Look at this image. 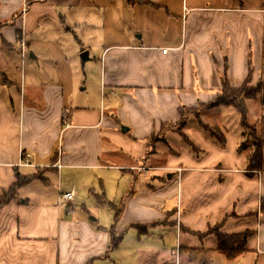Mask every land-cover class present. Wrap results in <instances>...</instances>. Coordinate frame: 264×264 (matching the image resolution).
<instances>
[{
	"label": "crops",
	"instance_id": "crops-1",
	"mask_svg": "<svg viewBox=\"0 0 264 264\" xmlns=\"http://www.w3.org/2000/svg\"><path fill=\"white\" fill-rule=\"evenodd\" d=\"M157 1L127 3L152 7L159 6ZM107 6V0H0V197L17 174L25 178L0 208V264H124L120 244L109 248L112 237L123 235L145 238L129 248L135 264H151L158 251L171 257L177 252L182 264L253 259L264 252V172L247 169L245 153L236 151L238 135L223 124L212 127L201 116L224 134V147L197 128L185 134L205 149L171 150L160 160L148 146L152 138L175 133L185 108L215 98L225 63L231 85L238 86L251 54L254 79L264 80V7L247 0L236 6L205 5L201 9L213 15L211 21L191 10L180 39L166 36L158 38L161 44H144L143 34L135 43L124 34L115 42L90 29L84 16ZM70 25L77 39L102 47L99 101L78 99V73L58 64V51L45 55L44 48L68 35ZM96 27L104 31L106 23ZM21 40L29 60L17 83L12 75L15 55L23 57ZM129 49L135 51L123 53ZM111 50H118L123 66L112 63ZM83 74L86 81L93 77L92 69ZM263 97L264 91L241 104L248 117L251 109L244 101L262 98L255 104L264 133ZM66 170L75 173V180L63 189ZM51 173H59V182L50 198H42ZM35 181L42 187L33 200L27 189ZM61 193H72V200L62 203ZM145 223L151 225L139 233L134 225ZM214 224H221L225 234L254 230L247 251L229 259L215 249L214 235L196 233Z\"/></svg>",
	"mask_w": 264,
	"mask_h": 264
},
{
	"label": "rangeland",
	"instance_id": "rangeland-1",
	"mask_svg": "<svg viewBox=\"0 0 264 264\" xmlns=\"http://www.w3.org/2000/svg\"><path fill=\"white\" fill-rule=\"evenodd\" d=\"M247 1H249V3H253L254 5L264 7V0H247ZM156 4H158L159 6L149 7L148 5L128 4L127 0H107L108 6L105 9L103 7H100V9L95 7L94 11L89 12L88 15H86V17L84 16V19L88 20L89 27L91 30L93 31L97 30V32L101 31L106 33L104 37L107 38L109 36L108 39L111 41L120 42L121 39H123L121 35L124 34L126 38L128 39L132 38L133 43H135L137 42V40H140L139 35L143 34L144 38L142 39V42L144 44H150V43L161 44L160 42L157 41L159 37L173 36V37H178L180 39L181 34L182 33L184 34L185 29L187 28L185 15L189 13L191 10L197 11L196 13L199 14V17L205 15L207 17L205 18V20L209 19V21H211L213 15L210 14L209 12L202 11L201 7H204L205 5L236 6L238 4V0H158ZM196 17L194 19L198 21L199 17L198 19ZM102 21L106 23V27L104 31L102 30V28L96 27L97 25L101 24ZM70 26L71 28L68 31V35H63L61 38H58V43L54 44V46H52L51 49L44 48L45 55L47 57L50 56L49 54L52 55L55 51H58V54L60 53L61 56L63 55L62 57L61 56L58 57V64H60V66L66 68L67 70H71V67L74 68V70L78 73L77 80L79 81V84H81L80 87H84L85 84L88 85V88L86 90H81L80 87H78L76 91V95L78 99L79 98L82 99L86 96H92L93 99L99 101L100 98L102 97L99 89L100 86L99 73L101 71L103 63L100 61V54L98 53L100 52V50H98V47L99 48L102 47H100V45L92 44V41L89 38H87V41L77 39L75 36L77 31L74 33V31L76 30L75 27H73L72 25ZM89 50L91 52V56L89 57V59L83 60L81 57L82 52ZM134 51H135L134 49H129V50H124L123 53L128 54ZM110 53L114 55V57L116 58L115 60L112 61V63H115L117 66L118 65L123 66V61L116 57L118 50H111ZM63 57H67L68 61L70 62H67ZM28 60H29L28 56L24 58L22 57L21 59V57L15 55L14 62L17 64V71H16L17 74L13 72L12 78L16 80L17 83H21L22 74L24 73V71L28 69V64H27ZM38 62L35 61V64H37ZM91 69H92L93 77H90L89 80L86 81L83 72L84 70H91ZM253 80H254L253 81L254 84H256V82L259 81H264L263 79H259V80L253 79ZM262 91L264 90H261L260 92ZM261 99L262 98H257L255 102H249V103L248 100L244 101L247 106V109L248 108L251 109L248 112L247 120L250 123L259 121V126L261 125L262 117L260 116L259 113L256 114V112L260 110V106H257L255 103L260 104ZM202 118H205L212 127L216 126L215 123H217V126H220L221 124L227 126L232 132H235L238 135V139L240 141V137H241V127L239 123L240 117L235 108L231 106L229 107L218 106L216 108H213L212 110L204 111L202 113ZM189 120L190 122L188 125H177L175 128L176 130L174 129L175 130L174 134L169 132L166 134V136L163 135L162 137L161 136L157 138L155 137L156 140H153L154 143L150 142L151 145L148 146L150 150L149 154L154 153L152 156L161 160V158L163 159L167 154L171 152V150H175L178 153H180L185 148L186 150L194 153L192 151V148H190L189 145L184 140V138H186V135H184V133L188 128L190 129L197 128L199 131L201 132L203 131L199 128L196 120H194V117L190 116ZM220 133L224 136L222 132ZM196 146L200 147V149H205L199 144H197ZM237 146L236 149L238 148ZM236 151L239 152L238 150ZM251 151L252 149L250 147L242 151L245 153L247 164H248L247 157L248 154L251 153ZM197 154L200 156L201 153H196V155ZM249 171L264 172V164L260 170H249ZM51 174L47 175L48 177H50L52 181L50 189L47 190L46 195L42 196V198H47V199L50 198L51 196L50 192L54 191V189L56 188L59 182V173H55V174L51 173ZM74 174L75 173L72 170H66V173L63 174L64 177L63 189L64 187L71 186L72 182L75 180L73 178ZM40 187H42V184L41 183L38 184V181H35V183H32L31 186L27 189L33 200L39 198L38 189ZM86 206L91 208L92 201L87 202ZM104 209L108 211V215H109L111 210L108 207ZM85 216L88 218L89 214H85ZM161 222H166V220L163 219L161 220ZM142 225H146V228H148L151 224L145 223ZM125 237L123 235V238L121 239L120 243H118V245L120 244V246L117 245L118 246L117 252L122 256L127 257L125 262L124 260L122 261L124 262V264H135L132 258L131 259L129 258V248L133 246V244H142L143 242H145V238L143 237L139 238L138 236H134V237L128 236V238L126 239ZM158 240L161 239L158 238ZM160 253L161 251H158L156 258L154 257L155 255L151 256L150 258L151 264H156L158 262L162 264H182V259L181 257H179L180 255L178 256L177 252L174 255H172V257L168 252H163L161 254ZM253 257H254L253 259H251L252 257H246L241 259L240 261L238 260V262H231L229 264H264V252H259V254L254 253ZM104 259L107 263L106 258ZM144 259L145 257L142 258V260ZM93 264H105V262L98 261ZM108 264H114V263L110 262Z\"/></svg>",
	"mask_w": 264,
	"mask_h": 264
},
{
	"label": "trees",
	"instance_id": "trees-1",
	"mask_svg": "<svg viewBox=\"0 0 264 264\" xmlns=\"http://www.w3.org/2000/svg\"><path fill=\"white\" fill-rule=\"evenodd\" d=\"M162 52H164L162 50ZM254 65L252 55L250 54L247 60V74L244 81L238 85H231L228 78V65L225 63L224 69L221 76V88L215 98L209 103H199L196 108H185L181 116V119L177 125L187 124L189 117H194L199 128L205 133V135L213 142L219 144L220 146H225L226 139L220 133L212 129L208 123L201 119L202 113L207 110H212L218 106H231L236 109L240 117V127H241V137L238 143L237 150L242 152L246 148L250 147L252 149L251 153L248 154L247 169L249 170H260L264 164V133L262 132L259 121L250 123L247 120V113L245 108L241 104V99L255 98L256 95L264 90V81L253 83L254 79ZM190 121V120H189ZM176 125V126H177ZM169 126V124H164L163 127ZM169 128V127H168ZM184 135H186L184 133ZM182 135V136H184ZM184 140L192 148L193 152H196L199 147L197 144L188 136ZM157 138V137H156ZM151 139V143L153 140ZM36 173L33 176H36ZM39 175V174H38ZM25 182V178H21L17 174V181L9 188V190L0 197V208L4 206L11 198L14 196L16 189ZM119 211V210H118ZM118 211L115 213L114 221L118 219ZM162 224L161 220L153 222L152 225ZM139 233L146 232V225L135 224L134 225ZM221 224L209 225L204 231H196L200 237H205L208 235H214L216 238L215 249L225 255L229 259H233L238 255L246 252L245 248L247 239L255 234L254 230L247 229L242 232L225 234L220 231ZM121 237H112L109 248L112 249L118 245Z\"/></svg>",
	"mask_w": 264,
	"mask_h": 264
},
{
	"label": "built area",
	"instance_id": "built-area-1",
	"mask_svg": "<svg viewBox=\"0 0 264 264\" xmlns=\"http://www.w3.org/2000/svg\"><path fill=\"white\" fill-rule=\"evenodd\" d=\"M24 45H25V43L23 42V40H21V47H22L21 54L23 57L25 56ZM163 51H167V50L163 49ZM59 196H60V200L62 203L69 202L73 198L72 193H61Z\"/></svg>",
	"mask_w": 264,
	"mask_h": 264
},
{
	"label": "water",
	"instance_id": "water-1",
	"mask_svg": "<svg viewBox=\"0 0 264 264\" xmlns=\"http://www.w3.org/2000/svg\"><path fill=\"white\" fill-rule=\"evenodd\" d=\"M87 56H88V53H87V51H84L82 54H81V57H82V59L83 60H85L86 58H87ZM126 129V127H122V130H125Z\"/></svg>",
	"mask_w": 264,
	"mask_h": 264
}]
</instances>
